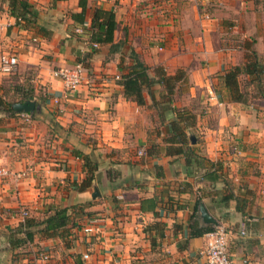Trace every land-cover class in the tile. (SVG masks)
I'll return each mask as SVG.
<instances>
[{
    "label": "crops",
    "instance_id": "obj_1",
    "mask_svg": "<svg viewBox=\"0 0 264 264\" xmlns=\"http://www.w3.org/2000/svg\"><path fill=\"white\" fill-rule=\"evenodd\" d=\"M26 1L37 19L22 28L0 0L8 24L0 56L18 60L13 74L0 73V98L12 100L0 110V166L9 172L0 179V264H28L38 251L51 264H207L208 233L192 234L209 226L229 230L232 264H264V103L233 102L223 84L247 61L245 41L264 64V0H86L82 24L71 18L79 0ZM96 8L114 12L113 52L89 42ZM93 49L82 83L66 93L53 72ZM131 49L150 77L185 71L171 107L190 116L191 163L166 154L175 115L160 124L148 94L143 106L124 97ZM21 90L33 112L13 109ZM65 208L64 229L51 237L31 229L14 250L27 220Z\"/></svg>",
    "mask_w": 264,
    "mask_h": 264
},
{
    "label": "trees",
    "instance_id": "obj_2",
    "mask_svg": "<svg viewBox=\"0 0 264 264\" xmlns=\"http://www.w3.org/2000/svg\"><path fill=\"white\" fill-rule=\"evenodd\" d=\"M8 3L9 14L14 17L17 24L22 28L31 27L36 23L37 12L34 10L26 0H6ZM79 7L81 11L71 16L76 24H82L83 17L86 11V0H79ZM116 30V22L114 12L111 10H102L96 8L93 13L90 24V43L97 44H110V50L113 52L118 45L113 44V34ZM41 31V30H40ZM247 52V61L240 66L232 67L224 76L223 84L229 98L233 102L248 105L253 102L264 103V64L258 60L256 52L253 50V43L245 41L240 45ZM97 50L93 49L92 52L85 54L78 60L77 63L81 64L87 70L88 62ZM129 58L132 64L125 68L124 73L119 79V84L123 88L124 97L128 100L135 102L139 106L145 105V93L148 94L152 101V108L157 113V118L160 124L164 123L167 119L166 114L172 113L175 119L167 124L166 130L168 138L164 141L166 146V154L172 156L183 155L187 163L194 161L197 156L190 146V134H187V124L184 122L190 119L184 109L172 108L171 104L175 100L176 93L181 88L180 84H186L185 71L179 70L174 75H166L162 69L156 70L155 77L148 75L149 68L139 59L136 53L131 49ZM244 77L243 82L240 78ZM155 86L161 87L159 92V101L154 100ZM23 89V88H22ZM16 97L20 102L28 100L32 95L28 91H15ZM5 104V105H4ZM11 102H4L0 98V110L4 106L8 107ZM151 155L150 151L147 152ZM196 216H192L196 224ZM70 222L68 210L58 209L46 218L44 221L27 220L24 224V231L16 233L13 240L14 250L20 249L29 243L34 236L31 229L37 228V232L44 237H51L64 229ZM22 228V227H21ZM213 227L209 226L201 230H197L193 236L203 235L213 231Z\"/></svg>",
    "mask_w": 264,
    "mask_h": 264
},
{
    "label": "built area",
    "instance_id": "obj_3",
    "mask_svg": "<svg viewBox=\"0 0 264 264\" xmlns=\"http://www.w3.org/2000/svg\"><path fill=\"white\" fill-rule=\"evenodd\" d=\"M8 24L4 21L3 13L0 8V37L4 34ZM79 32V30H77ZM97 44H93L92 48H97ZM18 64L17 57L13 53H2L0 56V73L3 75H11L16 70ZM85 74L84 67L76 63L67 68H60L53 72V77L60 80L66 93L74 92L82 83ZM9 175L6 168L0 166V179ZM27 213L22 212V217H26ZM97 219L93 218L88 221V225L84 228L85 233H91L96 224ZM229 230L224 227L209 232L207 235L210 244L204 252L207 264H232L228 255V237ZM28 264H51L50 254L46 251L36 252L30 263Z\"/></svg>",
    "mask_w": 264,
    "mask_h": 264
},
{
    "label": "water",
    "instance_id": "obj_4",
    "mask_svg": "<svg viewBox=\"0 0 264 264\" xmlns=\"http://www.w3.org/2000/svg\"><path fill=\"white\" fill-rule=\"evenodd\" d=\"M35 103L32 99H28L25 102L22 103H16L12 105L13 109L16 112H33ZM192 143H194V140L192 139Z\"/></svg>",
    "mask_w": 264,
    "mask_h": 264
},
{
    "label": "rangeland",
    "instance_id": "obj_5",
    "mask_svg": "<svg viewBox=\"0 0 264 264\" xmlns=\"http://www.w3.org/2000/svg\"><path fill=\"white\" fill-rule=\"evenodd\" d=\"M0 8H1V7H0ZM10 97H13V96H10ZM6 99H7V101H8V102H11V101H12V100H9L10 98H9V99H8V98H6Z\"/></svg>",
    "mask_w": 264,
    "mask_h": 264
}]
</instances>
